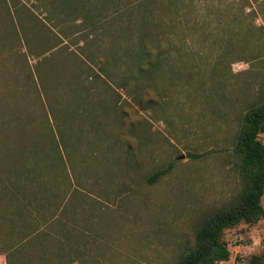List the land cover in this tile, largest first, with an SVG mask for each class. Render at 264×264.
Returning <instances> with one entry per match:
<instances>
[{
  "label": "rangeland",
  "instance_id": "374dc122",
  "mask_svg": "<svg viewBox=\"0 0 264 264\" xmlns=\"http://www.w3.org/2000/svg\"><path fill=\"white\" fill-rule=\"evenodd\" d=\"M263 103L264 0H0V168L60 202L73 264H177L242 191L232 150ZM224 239L217 264H246L264 220Z\"/></svg>",
  "mask_w": 264,
  "mask_h": 264
},
{
  "label": "trees",
  "instance_id": "16d2710c",
  "mask_svg": "<svg viewBox=\"0 0 264 264\" xmlns=\"http://www.w3.org/2000/svg\"><path fill=\"white\" fill-rule=\"evenodd\" d=\"M140 46L141 55L147 57L139 70L157 71L161 65L159 48ZM139 51V52H140ZM264 134V103L250 109L244 116L241 131L233 148V155L238 159V167L243 189L237 197L226 203L222 208L210 214L199 226L195 241L179 258L177 264H217L228 261L231 252L224 239L225 231L233 229L242 223L256 224L264 220V143L260 136ZM198 158V156H192ZM26 170H28L27 167ZM172 165L158 170L149 179L154 184L171 172ZM36 181V179H35ZM60 211V209H58ZM63 212V211H62ZM54 216L51 215L52 219ZM62 218V219H61ZM58 217L60 228H66L63 217ZM50 219L48 221H50ZM54 219V218H53ZM52 219V220H53ZM53 225L47 224L46 230L37 234L32 241L26 242L24 255L16 258L17 264H62L64 258H69V264L74 261L66 253L64 237H54L50 232ZM66 237V235H65ZM67 238V237H66ZM81 245V244H80ZM246 264H264V253L253 255Z\"/></svg>",
  "mask_w": 264,
  "mask_h": 264
},
{
  "label": "crops",
  "instance_id": "0c3cea01",
  "mask_svg": "<svg viewBox=\"0 0 264 264\" xmlns=\"http://www.w3.org/2000/svg\"><path fill=\"white\" fill-rule=\"evenodd\" d=\"M8 165L5 161L0 168L4 173L0 174V264H17L16 258L24 255L26 242L46 230L47 224L53 225L50 233L54 237L63 230L56 223L60 202L52 200L53 193L52 202H47L49 196L37 191V179L30 169Z\"/></svg>",
  "mask_w": 264,
  "mask_h": 264
}]
</instances>
